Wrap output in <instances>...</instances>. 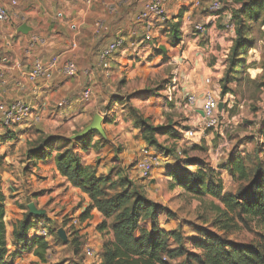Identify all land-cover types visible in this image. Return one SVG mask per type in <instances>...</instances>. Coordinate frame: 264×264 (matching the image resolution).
Instances as JSON below:
<instances>
[{"label": "rangeland", "instance_id": "rangeland-1", "mask_svg": "<svg viewBox=\"0 0 264 264\" xmlns=\"http://www.w3.org/2000/svg\"><path fill=\"white\" fill-rule=\"evenodd\" d=\"M241 1L233 0L230 3L235 4ZM97 6L99 14H105L102 5L97 3ZM76 7H81V2L78 0H65L60 6H56L66 13L72 12ZM233 10L231 9L228 14L225 25L221 23L222 25L217 24L216 26V30H226L234 36L231 46L236 36V22L232 17ZM181 15H178L177 21L179 27L178 25L173 26L175 22L170 18V21L164 26L172 25L171 33L164 34L167 31L159 34L154 32L149 42L142 41L141 34H134L140 31L135 19L130 22L129 28L120 33H115L112 30L103 34L104 42L115 34L120 37L124 36L125 40V45L111 56V58L114 57V60H110V76L106 78L103 73L100 76L102 80L100 81L105 86L103 97L97 102L87 105L84 110L80 108L78 116L64 121L58 127L47 130L48 135L56 134L70 139L73 134L90 123L89 116L97 111L105 123L114 119V130L118 131L116 126L119 124L124 126L126 123H130L129 127L133 135H126L128 138L132 136L130 138L134 145L141 144L136 147L139 152L143 147H148L147 142L141 136L143 129L139 127L141 122L144 121L150 126H163L162 129L154 132V138L159 146L152 148V152L159 156L162 162L167 163L158 177L146 180L139 178L133 172L136 154L130 159L128 166H122L123 159L120 154L126 152L132 156L131 150L133 149L126 150L124 142L120 141L119 134L114 136L111 141H103L102 147L105 145L106 147L100 152V155H96L94 152L88 155H90L89 161L92 168L97 174L108 175L111 183H114V190H120L118 184L122 180H126L128 181L126 185L131 190L142 194L149 201L150 206H156L155 220L158 225L166 230H174L176 243L174 240L171 243L179 244L183 250L182 256L175 260V264H183L187 252L200 253L194 248L193 240L202 237L204 232L215 233L220 238L235 243H249L257 240L259 231L254 222L244 223L241 221H236L235 227L224 231L220 230L216 223L220 218L216 207H220L222 210L223 205L219 199L211 195L197 197L181 187L171 188L169 178L165 177L166 166L176 168L181 165L187 171L192 172L197 167L186 166L188 164L186 159L190 158V162L193 160L195 163L198 162L199 167L205 171L212 170V173L221 180L222 192L235 194L239 188L245 185V182L232 177L227 162L230 157L237 156L243 158L250 178L259 173L264 183V87L258 89L256 86L257 82H264V36L262 35L264 23H262V18L257 22L246 23L244 39L249 41L252 47L244 55H241L240 66L243 69L239 70V67L235 66L228 74V56L231 46L225 62L221 61L222 57H219V53H213L207 49L201 51L193 47L189 49L186 40L189 38V33L194 30L192 25L189 26V29L187 28V32L180 29L182 26ZM161 25L158 24L156 29H160ZM224 38L227 37L224 36ZM198 44L199 41L196 40L194 46ZM99 47L100 45L97 44L93 48L91 54L93 57ZM68 57L70 56L67 55L64 59ZM82 57L85 64L93 61L90 58L86 62V54ZM218 60L220 64L217 62ZM218 64L219 66H216ZM219 72L220 74H218ZM226 72L229 75L227 76L229 82L226 86L230 91L222 97L219 80ZM219 75L220 78L217 81ZM207 79H210L209 83L206 82ZM252 80H256V83L251 82ZM86 86L92 87L90 84H86ZM206 91H210L222 103L221 109H218L217 112L218 123L214 126H207V120L202 119L199 113L200 101ZM191 97H193L192 101L189 99ZM93 100L95 101V99ZM43 120L44 118L28 129L30 133L34 132L37 135V140L30 143L31 145L46 136V133L35 132L43 124ZM122 128V131L126 130V128ZM8 135L14 137L13 133H7ZM0 141L2 140L0 139ZM61 144V141H57L52 146L55 148ZM14 151L15 149L12 147L11 153ZM8 161L11 169L6 165ZM31 164L32 162L27 163L24 153L17 155L13 161L10 158L4 160L0 157V176L2 177L5 173L8 176L19 174L21 177L30 178L33 173L32 168L29 167ZM34 177L37 180L42 179L40 175H34ZM156 178H158L157 182H155ZM12 182L13 180L9 187L18 190L13 185L15 183ZM24 182L27 183L22 181L21 185ZM20 190V194L11 197L8 209L13 204L17 207L20 206L19 208L24 207L32 196V189L22 187ZM38 193L37 198H35L36 195L32 197L34 198L32 203L39 205L38 208L45 211L42 215L43 218L38 222L51 235L46 236L50 245L45 254L46 259L42 262L33 252H25L20 258H16L13 264H99L97 256L101 248L98 246H103V243L113 236L111 232L97 229L100 221L93 224L90 238L87 236L88 233L83 235L75 231L70 222L74 216H79L74 215L75 210L83 204L84 200L80 199L69 212L65 202L66 197L58 199L50 190L47 193L44 190ZM15 196H18L16 201ZM71 197L76 196L73 194ZM22 214L24 216V213ZM8 216L7 238L13 244L11 226L14 225V220L18 222L20 214L11 212ZM112 221V218L107 219V225L109 226ZM149 222V217L141 222L145 230L149 228ZM58 229L65 231V242L68 241V245H65V242L58 237ZM30 232L36 234V231ZM87 245H92L96 249L97 256L95 258H87L84 255ZM8 246L12 250L10 244Z\"/></svg>", "mask_w": 264, "mask_h": 264}, {"label": "crops", "instance_id": "crops-1", "mask_svg": "<svg viewBox=\"0 0 264 264\" xmlns=\"http://www.w3.org/2000/svg\"><path fill=\"white\" fill-rule=\"evenodd\" d=\"M12 1H15V4H12ZM78 1L81 2V7H76L72 12L66 13L56 8V6H60L64 3L65 0H0V4L7 8L9 15L7 22H0V71L2 72V77L0 79V102L9 103L14 99H22L29 103L34 114H38L40 120L44 118L43 124H41L38 130H35L38 134L46 133V135H48V129L50 130L53 127H58L64 121L78 116L80 114V108L84 110L87 105L97 102L98 99L103 97L105 86L102 84L100 76L102 73L104 76L106 75V78L110 76V60H114V57L110 58L107 64V75L105 74L104 68L97 67V52L94 53L96 54L94 57L91 55L93 53V48L99 44V50L113 38L120 37L118 34H115L108 38L106 42L102 39V35L107 31L114 30L115 33H120L129 28L130 22L133 19L136 20L146 0ZM195 1L196 0H169L165 6L168 19L172 18L173 21H175L178 19V15L182 13V26L180 29L184 32H187V28L189 29L191 25L190 23L202 22L205 25L206 34L203 38H200L198 35L196 36V33L190 32L189 38L186 40L189 49L193 47L201 51L207 49L210 52L219 53V57H222L221 61L225 62L234 36L226 30H216V26L217 24L222 25L221 23L225 25L231 9L238 8L240 3L244 0L240 3L236 2L235 4L233 2L230 3L233 0H223L225 6L219 17H215L207 10V5L212 0H200V6H196ZM97 3L102 5L101 7L105 14H99ZM108 4L115 5L114 12L109 10ZM48 8L50 9L48 10ZM49 11L50 13H48ZM220 17L221 19H219ZM21 24H26V26L29 27L27 33L18 31ZM98 24H102L100 28ZM163 27L164 26L161 25V28L155 29L154 32L158 34L163 32L165 30ZM134 34H140V31ZM164 34L169 33L166 32ZM224 36L227 38L225 39ZM32 37L37 38V41L30 44ZM120 38L124 40V36ZM196 40L199 41V44L194 46ZM84 54H86V62L90 58L93 61L89 64H85L82 57ZM67 55L70 56L68 59L73 60L78 68V73L74 77L65 76L61 71L54 70L51 74L41 76L31 82L23 75L36 60L47 63L52 57L60 56L61 63ZM217 62L219 63V60ZM219 64L216 66H219ZM218 74H220V72ZM219 78L220 75L217 77V81ZM86 84H90L92 87L86 86ZM85 88L91 89V94L87 99L84 97ZM93 99H95V101ZM108 112L113 113L110 111ZM94 114H97V111L92 113L89 119H92ZM52 117L54 118L53 120L51 119ZM35 124L36 122L29 119L23 123L7 128L3 126L0 121V139L2 140L0 141V157L4 160L10 158V160L13 161L20 153H24L25 156L26 150L31 146L33 141L37 140V135H35L34 132L30 133L28 130ZM129 124L130 123H126L124 126L120 124L117 125V131L114 130V119L105 123L103 126L104 136L98 133L104 140L97 143L98 137H93L91 144L95 146L83 153L81 163L92 167L89 161L90 155L88 154L94 152L96 155H100V152L106 147V145L102 147L103 141H111L114 139V136L118 134L120 141L124 142L126 150L133 149L131 150L132 156L126 154V152L120 154V157L123 159L122 166H128L130 159L136 154L137 156H135L136 158L134 159L135 162L140 155V151L138 152L136 147L141 146V144H138V146L136 144L134 145L130 138L132 136L129 138L127 137L126 134L133 135ZM122 127L126 128V132L122 131ZM133 130L136 131V129ZM8 131L14 134L12 139L4 137ZM28 144H30V146H27ZM12 147L15 149L14 153H11ZM134 151H136V153H134ZM54 155L55 151L51 156L45 157L44 159H26L27 163L30 161L32 162L31 166H29L33 170L30 178L27 176H25V178L21 177L19 174L8 176V174L5 173L2 177L0 176L1 188L6 196V225L7 219L9 218L8 214H11V212H18L20 214L18 222L23 217L22 213H24V210L19 208L20 206L17 207L13 204L11 208H9L11 210L8 209V207H10L11 197L20 194V188L22 187L24 189H32L33 191V193H31L32 196H30V199L25 204L26 206L28 203L33 202V196L35 197L36 195L35 198L38 197V192L41 190H44L46 193L49 192V190L52 191L58 199L66 197L65 202L69 212L73 206L78 204L80 199L84 200L83 204L76 208L74 215H79L87 206L89 202L87 195L73 187L69 181L59 174L56 168ZM166 164V162H162L159 167H155L146 180L158 177L160 171ZM6 165L11 169L9 161L6 162ZM16 169L17 166L15 167V170ZM34 175H40L42 179L37 180ZM165 177L168 179L167 176ZM157 179L158 178H156L155 182L158 181ZM12 180V183H15L13 185H15L18 190L9 187ZM22 181H26L27 183L24 182L21 185ZM73 194L76 197H71ZM17 198L18 196H15V201ZM36 207L38 208L39 205H36ZM101 219L102 215L98 213L96 209H93L90 213V217L85 221L86 228L83 231V235L88 233L87 236L90 238L93 224L101 221ZM13 222L14 225L11 226V230L18 224L15 220ZM30 231H34V229L29 230L31 234ZM8 241L12 250L16 249V246L12 245L9 239ZM100 247L99 245L98 248ZM24 253V251H21V254L16 258H20ZM8 260L9 257L5 259V261Z\"/></svg>", "mask_w": 264, "mask_h": 264}, {"label": "trees", "instance_id": "trees-1", "mask_svg": "<svg viewBox=\"0 0 264 264\" xmlns=\"http://www.w3.org/2000/svg\"><path fill=\"white\" fill-rule=\"evenodd\" d=\"M232 17L236 22V36L228 56V74L235 66L239 67V70L243 69L240 66L241 55L252 47L249 41L244 39L246 23L257 22L261 18L264 23V0L242 1L240 6L232 11ZM168 21L170 20L167 19L162 25L164 26ZM177 21L178 19L174 21L173 26L179 27ZM173 26H164V31L170 34ZM262 35L264 36V32ZM227 72L219 80L222 97L230 91L226 86L229 82ZM251 82L256 83V80ZM256 86L260 89L264 87V82H257ZM139 127L143 128L141 136L147 142V148H158L159 144L154 138V132L162 129L163 126H150L142 121ZM7 133L10 132H6L4 136L12 139ZM95 136L98 137L97 143L104 140L95 130L76 139L56 134L46 135L26 150L25 158L44 159L55 151L54 159L59 174L89 199L87 206L79 214V219L87 220L93 209L102 215L97 229L111 232L113 238L106 240L100 247L99 264H175V260L182 256L183 250L179 244L171 243L172 240L176 241V232L158 225L155 220L156 206H150L149 201L142 194L131 190L126 185L128 181L122 180L118 184L120 190H114V183H111L108 175H97L94 168L81 163L83 153L95 146L91 144ZM57 141H61L62 144L54 148L52 145ZM190 161V158L186 159L188 163L186 166L197 167L192 172L181 165L176 168L166 166L165 176L169 178V186L181 187L197 197L211 195L218 198L223 205L222 210L216 207L220 215L216 223L220 230L235 227L236 221H241L254 222L259 232L257 240L249 243H235L222 239L215 233L204 232L202 237L193 240L194 248L200 253L187 252L182 263L264 264V183L260 174L250 178L243 158L230 157L227 162L230 174L235 179L244 181L245 185L235 194L227 193L222 192L221 180L212 173L211 169L205 171L199 167L198 162ZM5 202L6 196L1 188L0 177V264H13L21 251L33 252L43 262L50 247L47 237L51 235L47 233L46 237L29 233V230L40 225L38 221L43 216L31 215L26 205L22 207L24 216L12 231L13 244H11L15 245L16 249L10 250L5 223L7 214ZM148 217L149 228L145 230L141 222ZM110 218L113 221L108 226L106 220ZM75 231L79 233L77 229ZM65 245H68V241ZM7 257L9 260L5 261Z\"/></svg>", "mask_w": 264, "mask_h": 264}, {"label": "built area", "instance_id": "built-area-1", "mask_svg": "<svg viewBox=\"0 0 264 264\" xmlns=\"http://www.w3.org/2000/svg\"><path fill=\"white\" fill-rule=\"evenodd\" d=\"M169 0H146L136 17V22L140 27V34L142 41L149 42L153 37L154 30L158 24L164 23L168 19L165 6ZM15 4V1L11 2ZM196 6L201 5L200 0L195 1ZM109 10L114 12L115 5L108 4ZM223 0H212L207 5V10L211 12L215 17H218L220 12L224 9ZM9 19L7 8L0 4V22H7ZM192 29L200 38H203L206 34L205 25L203 23H190ZM102 24H98L99 28ZM37 41V38L32 37L30 44ZM124 40L120 37H115L105 45H103L97 52V67L104 68L105 74L107 73V64L112 54L123 47ZM59 70L61 73L68 77H74L78 73L76 63L71 59H63L60 63V56L52 57L49 62L42 63L36 60L33 65L23 73L24 77L29 81L33 82L41 76L51 74L52 71ZM2 72L0 71V79ZM207 83L210 79L206 80ZM91 94L90 88L84 89V97L87 99ZM190 101L193 97L189 98ZM218 104L219 100L214 97L210 91H206L200 101L199 111L202 112V119L207 120V126H214L218 123ZM31 119L34 122L40 121V116L34 114V111L29 103L22 99H14L9 103L0 102V121L1 124L7 128H10L16 124L25 122ZM151 148L143 147L140 150V155L135 161L133 172L142 179L149 177L150 172L155 168L159 167L162 163V159L156 156ZM86 221V220H85ZM85 221H81L79 216H74L71 219V226L79 230L80 234H83L85 230ZM36 235L47 236L46 228L39 225L34 228ZM84 255L87 258H95L97 256L96 249L92 245H87L84 249ZM99 252L97 259L99 261Z\"/></svg>", "mask_w": 264, "mask_h": 264}, {"label": "water", "instance_id": "water-1", "mask_svg": "<svg viewBox=\"0 0 264 264\" xmlns=\"http://www.w3.org/2000/svg\"><path fill=\"white\" fill-rule=\"evenodd\" d=\"M29 30V27L26 26V24H21L18 28V31L22 32V33H27ZM222 107V103L219 102L218 104V109L220 110ZM200 115H202V112H200ZM104 119L102 118V116H100L99 114H94L90 123L87 124L82 130H80L79 132L73 134L71 136V138L73 139H76V138H79L83 135H85L86 133H88L89 131H97L100 135L104 136V130H103V127L102 125L104 124ZM27 208H28V212L31 214V215H34V216H42L44 214V210L43 209H39L36 207V205L34 203H28L27 205ZM57 234H58V237L62 240V241H66V233L63 229H58L57 230Z\"/></svg>", "mask_w": 264, "mask_h": 264}]
</instances>
